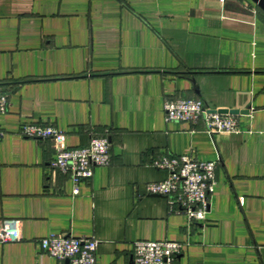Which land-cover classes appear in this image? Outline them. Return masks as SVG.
I'll return each mask as SVG.
<instances>
[{
    "label": "crops",
    "instance_id": "0c3cea01",
    "mask_svg": "<svg viewBox=\"0 0 264 264\" xmlns=\"http://www.w3.org/2000/svg\"><path fill=\"white\" fill-rule=\"evenodd\" d=\"M0 264H69L40 245L50 233L95 237L96 264H135L134 242L184 244L174 264H264V9L257 0H0ZM239 109L240 130L167 121V98ZM55 125L67 145L111 143L74 193L52 166L54 141L24 123ZM164 154L218 160L206 219L189 223L147 191Z\"/></svg>",
    "mask_w": 264,
    "mask_h": 264
},
{
    "label": "built area",
    "instance_id": "2783aa9c",
    "mask_svg": "<svg viewBox=\"0 0 264 264\" xmlns=\"http://www.w3.org/2000/svg\"><path fill=\"white\" fill-rule=\"evenodd\" d=\"M9 106L8 93L0 90L1 115ZM167 121H187L197 123L202 119L210 133H230L240 130L239 119L235 114L220 113L205 105L200 98H167L164 103ZM27 137L50 139L56 147V157L52 166L69 173L74 184V193L80 192V182L90 179L97 166L111 163V143L107 136L92 137L87 146L67 145V132L55 125L27 122L21 127ZM4 131L0 122V138ZM154 165L168 171L167 178L147 183V191L164 195L170 206L184 213L189 223L206 219L210 210L209 195L217 184L216 169L218 160L197 159L192 155L164 154L154 160ZM21 221L4 219L0 227V240L3 242L21 239ZM99 240L95 237H75L50 233L40 240V245L51 255L69 264H96ZM184 244L176 240H145L134 242L135 264H174L175 257L182 252Z\"/></svg>",
    "mask_w": 264,
    "mask_h": 264
},
{
    "label": "water",
    "instance_id": "95a60500",
    "mask_svg": "<svg viewBox=\"0 0 264 264\" xmlns=\"http://www.w3.org/2000/svg\"><path fill=\"white\" fill-rule=\"evenodd\" d=\"M257 1H258L259 5L264 9V0H257ZM217 111L220 113H230V114H237L240 112L239 109H219Z\"/></svg>",
    "mask_w": 264,
    "mask_h": 264
}]
</instances>
